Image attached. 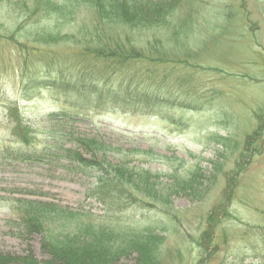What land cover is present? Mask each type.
<instances>
[{
    "label": "rangeland",
    "instance_id": "obj_1",
    "mask_svg": "<svg viewBox=\"0 0 264 264\" xmlns=\"http://www.w3.org/2000/svg\"><path fill=\"white\" fill-rule=\"evenodd\" d=\"M37 1L47 0H0V252L32 250L37 259L46 257L37 235L19 236L13 200L23 198L53 201L102 217L112 227L161 236L158 264H264L256 249L264 238V0H152L172 3L170 12L164 8L161 26L120 27V38H106L133 42L151 58L170 56L164 62H133L125 74L111 77L114 86L127 87L133 79V88L138 85L167 103L152 115L135 104L96 108L93 102L89 112L71 116L59 130L105 144L114 163L146 170L149 187L152 183L161 194L172 182L184 186L194 177L195 195L201 193L199 198L176 194L166 205L156 202L114 215L98 201L94 174L15 159L17 119L39 134L35 130L64 100L28 84L26 56L15 40L31 44V32L57 28L70 48L84 40L80 29L97 24L90 0H53L56 9L36 7ZM66 13L68 22L62 17ZM155 41L167 53H150ZM67 48L63 60L71 57ZM41 60L29 58V73ZM228 177L236 185L231 202L224 195ZM221 205L229 211L221 214ZM212 212L216 217L220 212L218 220L210 221Z\"/></svg>",
    "mask_w": 264,
    "mask_h": 264
},
{
    "label": "trees",
    "instance_id": "obj_2",
    "mask_svg": "<svg viewBox=\"0 0 264 264\" xmlns=\"http://www.w3.org/2000/svg\"><path fill=\"white\" fill-rule=\"evenodd\" d=\"M35 3H38L36 7L57 8L53 0ZM87 3L95 8L96 27L80 29L79 36L84 40L72 43V47H65L67 37H62L57 28H38L31 32L34 34L31 44L15 40L19 52L26 56L23 74L28 84L40 85L64 98L60 110L49 115L42 129L35 130L39 134L20 124L17 119L18 127L13 137L20 147L15 159L70 168L81 174H94V192L98 201L106 207L107 215L133 207L149 209L155 207L156 202L166 205L171 202V196L176 194L187 196L189 192L191 196L199 198L201 193L195 195V177L191 181L186 180L184 186L174 181L166 187V194H161L153 188L152 183L149 187L146 170H140L139 166L131 167L132 163L127 168L128 162L122 160L118 164L114 163L105 144L88 138L77 139L73 133L59 130L62 127L60 124L70 120L71 116L89 112L93 102L96 108H99V103L103 106L115 102L135 104L144 107L152 115L159 114L167 103L164 97L141 90L138 85L133 88V79L127 87L114 86L113 75L125 74L131 63L151 57L143 47L139 48L133 42L106 38L119 37L120 27L148 30L161 26L165 19L162 15L164 8L170 12L172 3L168 6L164 2L152 0H90ZM34 13L39 14H30ZM62 17L66 22L71 18L69 13ZM65 48L70 49L68 54L71 57L63 60L60 57ZM173 51H169L171 56ZM149 52L155 56L167 53L159 41L150 45ZM27 56L48 61L41 60L36 70L29 73ZM168 57L151 60L164 62ZM3 96L0 92L1 100ZM225 142V146L230 145ZM247 142L249 145L253 140ZM218 168L221 167L215 168L217 173ZM227 180L224 195L231 202L236 187L235 178L228 177ZM13 203L19 236L37 235L46 257L39 260L32 250L22 255L0 252V264H158L162 258L163 238L148 231L112 227L102 217H95L89 212H75L53 201L22 198L14 199ZM228 208L221 205L219 210L224 214L229 211ZM217 215L220 217V212ZM218 217L213 213L210 221L212 218L218 220ZM256 249L257 257L264 258V238Z\"/></svg>",
    "mask_w": 264,
    "mask_h": 264
}]
</instances>
